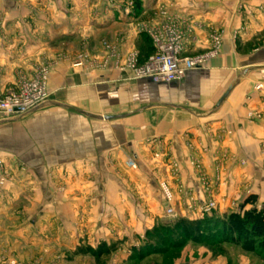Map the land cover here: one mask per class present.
I'll list each match as a JSON object with an SVG mask.
<instances>
[{"label":"crops","instance_id":"crops-1","mask_svg":"<svg viewBox=\"0 0 264 264\" xmlns=\"http://www.w3.org/2000/svg\"><path fill=\"white\" fill-rule=\"evenodd\" d=\"M161 10L185 33L189 55L224 31L216 57L168 84L125 66L133 50L154 51L138 27L162 24ZM81 53L89 60L74 67ZM45 65L48 101L0 122V179L9 176L0 264H96L90 248L134 244L163 216L160 179L175 191L179 218H199L182 201L212 196L221 214L251 194L264 202V0H0L1 85ZM131 158L138 169L126 167ZM197 244L186 242L171 264H253L244 250L231 261L240 245ZM163 255L142 264H164Z\"/></svg>","mask_w":264,"mask_h":264},{"label":"built area","instance_id":"built-area-1","mask_svg":"<svg viewBox=\"0 0 264 264\" xmlns=\"http://www.w3.org/2000/svg\"><path fill=\"white\" fill-rule=\"evenodd\" d=\"M164 16H168L166 10H162ZM139 31L145 32L151 38L155 52L141 62L138 51H132L125 60V66L134 72L136 78L150 79L155 83L168 84L180 81L191 70L206 65L210 59L219 54L223 44V30H215L211 33V46L202 53L189 55L186 53V35L180 29L176 21L166 22L158 26L148 24L139 25ZM106 49L110 51V56L119 58L116 47L108 42L104 43ZM89 56L81 53L73 61L74 67H82L88 62ZM49 67L43 66L34 77L22 78L12 87L5 88L0 83V120L18 118L25 116L45 104L50 98L48 90ZM262 88L263 85H258ZM151 142L157 144L158 141L153 139ZM159 157L160 155L156 153ZM197 169L201 170V165L192 161ZM127 165L136 168L137 163L132 158L127 161ZM7 178L3 176L0 179V185L6 182ZM162 188L166 194V198L173 200V192L165 182H162ZM206 189H210V185H205ZM216 208V201L212 196L203 206L205 212H212ZM8 264H19L15 260L7 261Z\"/></svg>","mask_w":264,"mask_h":264},{"label":"trees","instance_id":"trees-1","mask_svg":"<svg viewBox=\"0 0 264 264\" xmlns=\"http://www.w3.org/2000/svg\"><path fill=\"white\" fill-rule=\"evenodd\" d=\"M150 54L141 56V61H145ZM256 202L257 195L251 194L244 200L239 211L231 212L226 217L216 213L206 214L195 220L180 217L171 224L155 226L149 231V237L157 239L149 245L145 254H167L168 247L180 249L186 242L192 241L210 246L230 242L264 255V209L255 207ZM247 204H252L253 207L248 209ZM107 251L106 243L103 242L97 250H92V254L101 256Z\"/></svg>","mask_w":264,"mask_h":264},{"label":"rangeland","instance_id":"rangeland-1","mask_svg":"<svg viewBox=\"0 0 264 264\" xmlns=\"http://www.w3.org/2000/svg\"><path fill=\"white\" fill-rule=\"evenodd\" d=\"M161 13H162V10H161ZM164 17L167 18L166 19V22H169V21L170 22H173V21H175V20H172L171 18H169V16H167V15L164 16ZM138 29H139V27H138ZM133 51H138V50H133ZM220 51H221V49H220ZM220 51H219V53H220ZM154 52H155V48H154V51L152 53H154ZM139 58H140V53H139ZM140 61H141V58H140ZM141 62H143V61H141ZM34 76H35V74H34ZM34 76H32V77H34ZM48 77H49V75H48ZM26 78H31V77H26ZM0 83H1V81H0ZM7 88H9V87H7ZM1 127H5V126H1ZM6 127H7L6 130H8V131H9L8 128H11L9 125H6ZM8 142H9V144L13 145V142L11 143V140H8L7 139V143ZM155 157H158V156L155 155ZM2 162L3 163H6L8 161L5 160V159L3 160L2 158H0V165L3 164ZM126 167H129L130 169H138V165H137L136 168H132V167H130V166L127 165V162H126ZM21 168L24 169V167H22V166H21ZM4 176L6 178L9 177L7 175H4ZM162 182H165L166 184H168V186L170 187V190L173 192L174 197H173V200L172 201H170V200H168L166 198V194H165V192H164V190L162 188V184H161ZM159 190H160V192H161V194L163 196L165 205H163V216L158 217L156 219L157 221L155 222V226L168 225V224H171L175 220V218H179V217H177L178 214L176 213V207H177V202L178 201H176V199H175V191L172 189L171 185L168 183L167 180L160 179V181H159ZM207 201H208V199L205 200V201H203V202H192V201H188L187 203H185V202L182 201V205H184L186 207V209L189 210V212H190L189 214L190 215L196 214L197 216H199V218L204 217V215H206V214H209L210 215V214H213V213H216L217 215H219L221 217H223L225 215V217H226L231 212L239 211L241 205L244 202V201H239V202L232 203V207L229 208V209L227 208L226 209V212L225 211L224 212L222 211V214H221L220 209H219V203L216 200H215L216 201V208L212 212H210V213L209 212H205V210H203V206L205 205V203ZM251 207H253L252 204H247L246 205V208H248V209L251 208ZM255 207H257L260 210L261 209H264V202H262L260 204H255ZM193 216H195V215H193ZM149 236H150L149 233H147L146 235H144L142 237L141 236L140 237H137L136 238V242L134 244H130V245H125V243H119V242H116V243L113 242V244H110V245H107L106 244V247L108 248V251L105 252L104 254H102L101 256H95V255H93L92 254L93 248H90V251L89 252H90L91 256L95 257V263L96 264H114L115 263L114 261L116 259H118V260L123 259V261H125V262L130 261L129 263L142 264V260H145L146 257H148L149 255L153 254V253H148V254L146 253L145 254V252L149 250V246L144 245L143 244V241H146L147 239H150L151 241H155L157 239V238H153V237H149ZM227 243H230V242H227ZM198 244H204V246L210 248V245H208L206 243H198ZM198 244L195 245V246H198ZM221 244H223V243H221ZM231 244H235V243H231ZM235 245H240V244H235ZM185 246L186 245H184V247ZM184 247L183 248H180V249H173L171 247H168V253L163 255L165 257L164 264H171L172 257H174V256H176V257L177 256H180L181 253L184 250ZM98 248H99V246H97V248L94 249V250H97ZM216 248H218L217 251H220L221 250V247L220 246L218 247V245H216ZM242 250H244L243 251L244 252V255H246V256H248L249 258L252 259L253 264H264V255H262L260 253H257L255 251L245 250L242 246H241V249L240 250L238 248H236V250L234 251V254H236V256H233V254H232L231 257H230L231 258V261H232V259L234 257H237L240 253H242ZM141 251H142V253L140 254ZM231 251L233 253V250L232 249H231ZM15 261L19 263V261H17V260H15ZM37 262H38V259L34 262V264H36ZM22 264H24V263H22Z\"/></svg>","mask_w":264,"mask_h":264},{"label":"water","instance_id":"water-1","mask_svg":"<svg viewBox=\"0 0 264 264\" xmlns=\"http://www.w3.org/2000/svg\"><path fill=\"white\" fill-rule=\"evenodd\" d=\"M23 117V116H21ZM21 117H18V118H12V119H6V120H0V122H8V121H13V120H16V119H19ZM100 118H106L105 116H100Z\"/></svg>","mask_w":264,"mask_h":264}]
</instances>
